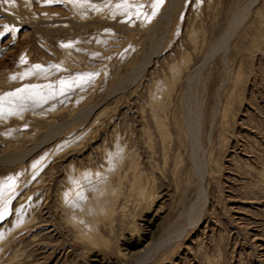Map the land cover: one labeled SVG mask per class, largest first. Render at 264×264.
<instances>
[{"label":"rangeland","instance_id":"rangeland-1","mask_svg":"<svg viewBox=\"0 0 264 264\" xmlns=\"http://www.w3.org/2000/svg\"><path fill=\"white\" fill-rule=\"evenodd\" d=\"M130 2L0 0V264H264V0ZM118 147L91 244L68 197Z\"/></svg>","mask_w":264,"mask_h":264},{"label":"bare ground","instance_id":"bare-ground-1","mask_svg":"<svg viewBox=\"0 0 264 264\" xmlns=\"http://www.w3.org/2000/svg\"><path fill=\"white\" fill-rule=\"evenodd\" d=\"M118 149H119L118 154L115 156V158L113 157V160L116 162V165L119 164L118 162H123V160H125V152L123 151V148L118 147ZM120 168L121 167L119 165L113 168L105 167L101 172H97L95 174L90 173L91 175L88 174L89 176L85 179H82V174L84 175L83 171L81 172V174L80 172H77L75 174V177L79 179V185L76 189L73 188V190H77L78 188L82 190L78 191L79 194H77L78 197L76 201L72 200V198H70L71 196H69L67 203L69 202L68 203L69 206L68 209H70L69 211H76V210H79L80 212L87 211L88 213L92 214L91 217L93 218H84V217H79V214L75 212V216L73 217L77 221L74 223L75 224L74 226L78 234L76 235L79 236L81 239H84L85 242L88 241L91 244L96 243L98 233L96 231V228L91 226V224L94 223L95 220L110 221L112 220V218H114V214L117 210L120 199V194L118 191L119 188L116 187V183L114 182L119 181L121 178ZM96 175L98 176L94 177ZM89 178L92 179L91 185L87 181ZM96 180H99V182L93 183ZM132 184H133L132 189L135 191V193L138 196H143L144 195L143 184H141L139 180H137L136 178H133ZM83 187L86 188L89 187L93 194L91 195L90 193H88L87 189ZM68 194L70 193H67V195ZM94 199H97V203L94 202ZM32 219H34V217L28 218L27 221ZM29 226H31V224ZM25 257L27 256L25 255Z\"/></svg>","mask_w":264,"mask_h":264},{"label":"snow or ice","instance_id":"snow-or-ice-1","mask_svg":"<svg viewBox=\"0 0 264 264\" xmlns=\"http://www.w3.org/2000/svg\"><path fill=\"white\" fill-rule=\"evenodd\" d=\"M5 3L10 2V0H4ZM74 2H79V0H74ZM164 2V0H154L153 4H152V8H153V12L151 15H155L156 14V10L160 7V5ZM117 9H124L126 11H130L131 15H135L137 16V18H139L140 15H147L144 13H141L139 10L143 8V4H134L131 3L130 0H121V3L116 5ZM133 9H135V11H132ZM148 19H150L151 17L148 16ZM5 30L6 31H11V29H9L7 26H5ZM3 33H0V35H2ZM23 62V61H22ZM35 69H41V65H35L33 66ZM15 77H13L14 79ZM61 85H65L66 82L65 81H61L60 82ZM8 95H12V94H8ZM33 95H39V93L33 92ZM4 98L0 97V115H2L3 113L7 112L8 114H14V110L11 107L5 108L4 107V103H3ZM14 180L13 178H9L8 181L4 182L2 186H0V195L3 194V192L5 190H9V189H13L14 188ZM7 211V201H5V205H4V209L3 211H0V218L3 217L4 212Z\"/></svg>","mask_w":264,"mask_h":264}]
</instances>
